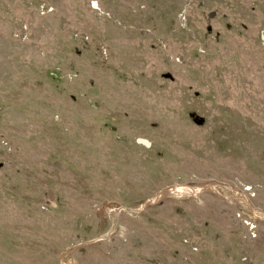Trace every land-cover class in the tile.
I'll return each instance as SVG.
<instances>
[{
	"label": "rangeland",
	"instance_id": "rangeland-1",
	"mask_svg": "<svg viewBox=\"0 0 264 264\" xmlns=\"http://www.w3.org/2000/svg\"><path fill=\"white\" fill-rule=\"evenodd\" d=\"M0 264H264V0H0Z\"/></svg>",
	"mask_w": 264,
	"mask_h": 264
},
{
	"label": "water",
	"instance_id": "water-1",
	"mask_svg": "<svg viewBox=\"0 0 264 264\" xmlns=\"http://www.w3.org/2000/svg\"><path fill=\"white\" fill-rule=\"evenodd\" d=\"M140 141L144 142L143 140H140ZM145 143L149 144V143H148V142H146V141H145Z\"/></svg>",
	"mask_w": 264,
	"mask_h": 264
},
{
	"label": "built area",
	"instance_id": "built-area-1",
	"mask_svg": "<svg viewBox=\"0 0 264 264\" xmlns=\"http://www.w3.org/2000/svg\"><path fill=\"white\" fill-rule=\"evenodd\" d=\"M253 225V224H252ZM254 226V225H253ZM252 232V231H251ZM254 234V233H253Z\"/></svg>",
	"mask_w": 264,
	"mask_h": 264
}]
</instances>
